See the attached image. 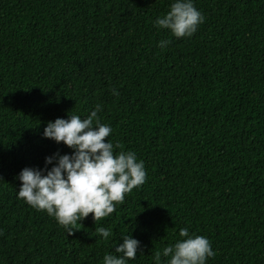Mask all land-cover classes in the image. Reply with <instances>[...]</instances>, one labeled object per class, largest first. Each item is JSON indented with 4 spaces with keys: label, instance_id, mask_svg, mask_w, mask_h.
<instances>
[{
    "label": "trees",
    "instance_id": "1",
    "mask_svg": "<svg viewBox=\"0 0 264 264\" xmlns=\"http://www.w3.org/2000/svg\"><path fill=\"white\" fill-rule=\"evenodd\" d=\"M174 2L0 0V264H103L124 235L127 264H155L182 228L211 242L206 264H264V0H193L204 20L179 39L154 24ZM97 104L147 180L69 235L18 199L19 174L71 155L45 127Z\"/></svg>",
    "mask_w": 264,
    "mask_h": 264
},
{
    "label": "clouds",
    "instance_id": "2",
    "mask_svg": "<svg viewBox=\"0 0 264 264\" xmlns=\"http://www.w3.org/2000/svg\"><path fill=\"white\" fill-rule=\"evenodd\" d=\"M203 20L193 0H175L154 24L158 29L170 30L179 39L191 37ZM168 43L162 40L159 46L164 48ZM112 93L118 95L115 89ZM101 109L97 104L86 118L72 114L69 119L49 122L44 137L63 142L73 153L46 157V165L57 160L46 174L29 167L19 174L22 183L18 199L54 217L69 235L80 230L83 226L80 221L90 214L95 224L112 215L117 205H123L126 196L147 180L144 163L136 153L124 151L123 144L108 140L112 129L101 123L98 116ZM115 149L121 151L117 153ZM95 232L105 241L112 234L111 229L104 227H97ZM179 236L181 239L174 244L154 253L155 264H161L162 257L168 258L166 264H206L208 258L216 255L205 236L190 235L188 228L180 229ZM139 245V240L124 235L123 243L115 246L118 255L105 254L103 264H127L135 260Z\"/></svg>",
    "mask_w": 264,
    "mask_h": 264
}]
</instances>
